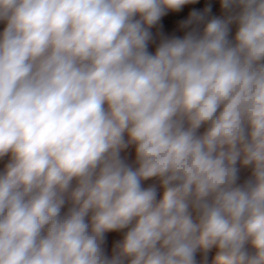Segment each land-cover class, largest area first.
<instances>
[{"label":"clouds","instance_id":"9594fccd","mask_svg":"<svg viewBox=\"0 0 264 264\" xmlns=\"http://www.w3.org/2000/svg\"><path fill=\"white\" fill-rule=\"evenodd\" d=\"M0 264H264V0H0Z\"/></svg>","mask_w":264,"mask_h":264}]
</instances>
